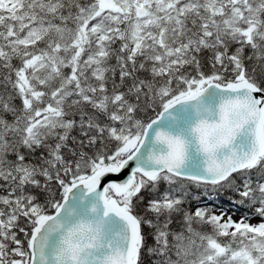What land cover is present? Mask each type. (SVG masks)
I'll return each mask as SVG.
<instances>
[{
    "label": "snow or ice",
    "instance_id": "6c2138e0",
    "mask_svg": "<svg viewBox=\"0 0 264 264\" xmlns=\"http://www.w3.org/2000/svg\"><path fill=\"white\" fill-rule=\"evenodd\" d=\"M0 264H264V0H0Z\"/></svg>",
    "mask_w": 264,
    "mask_h": 264
},
{
    "label": "trees",
    "instance_id": "16d2710c",
    "mask_svg": "<svg viewBox=\"0 0 264 264\" xmlns=\"http://www.w3.org/2000/svg\"><path fill=\"white\" fill-rule=\"evenodd\" d=\"M194 194L199 196L200 199L202 200L203 203L208 204L209 206H215V205H220L223 208H229L231 205H228L227 203L224 202L223 194H221L220 197L217 196V194L210 189L207 190L205 193L204 189H194ZM236 210L235 208H233ZM243 212V210H241Z\"/></svg>",
    "mask_w": 264,
    "mask_h": 264
},
{
    "label": "rangeland",
    "instance_id": "374dc122",
    "mask_svg": "<svg viewBox=\"0 0 264 264\" xmlns=\"http://www.w3.org/2000/svg\"><path fill=\"white\" fill-rule=\"evenodd\" d=\"M233 212H236V210H233ZM242 212H236V215L239 216ZM231 214V213H230ZM255 222V220L253 221Z\"/></svg>",
    "mask_w": 264,
    "mask_h": 264
}]
</instances>
